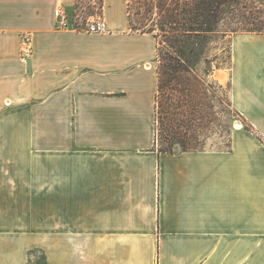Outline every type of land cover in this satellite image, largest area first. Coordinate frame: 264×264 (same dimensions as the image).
<instances>
[{
    "label": "crops",
    "instance_id": "0c3cea01",
    "mask_svg": "<svg viewBox=\"0 0 264 264\" xmlns=\"http://www.w3.org/2000/svg\"><path fill=\"white\" fill-rule=\"evenodd\" d=\"M83 1L0 0V264H264V32L230 37L253 128L170 152L155 33L130 0H102L104 31L62 25Z\"/></svg>",
    "mask_w": 264,
    "mask_h": 264
},
{
    "label": "rangeland",
    "instance_id": "374dc122",
    "mask_svg": "<svg viewBox=\"0 0 264 264\" xmlns=\"http://www.w3.org/2000/svg\"><path fill=\"white\" fill-rule=\"evenodd\" d=\"M248 3L252 6H261L264 10V0H248ZM146 5L147 2L133 4L135 21L142 19V14L145 16L143 12ZM102 11V0H86L67 10V13L68 17L78 21ZM237 12L226 13L225 19L220 22L219 32L202 38L197 54H193L190 59V72L183 75L181 84L175 81L173 87L158 90L156 120L159 148H168L176 152L185 148L226 146L229 143L230 132L235 129L236 121L241 122L245 129L253 128L252 124L245 121L233 107L230 97V37L233 32L245 31L242 28L244 18ZM159 17L155 11L153 18ZM261 19L264 22V13L262 18L256 20L258 22ZM155 31L160 33L159 48L160 38L165 37L162 36L161 30ZM160 58L158 71L161 65ZM222 70L226 75L217 76ZM162 77L166 79L167 75L163 73ZM160 78L159 72V81ZM39 256V260L43 261V255L39 253Z\"/></svg>",
    "mask_w": 264,
    "mask_h": 264
},
{
    "label": "trees",
    "instance_id": "16d2710c",
    "mask_svg": "<svg viewBox=\"0 0 264 264\" xmlns=\"http://www.w3.org/2000/svg\"><path fill=\"white\" fill-rule=\"evenodd\" d=\"M147 2L143 18L135 21L132 7L134 3ZM256 8V9H255ZM255 10V11H254ZM155 11L161 17L155 19ZM238 11L243 19L242 28L245 31L263 32L262 18L264 10L261 6H252L248 0H130L129 16L132 30L153 31L159 40V57L161 73L158 90L164 87H173L184 74L190 72V59L197 54L202 38L219 32L220 22L228 12ZM257 19V20H256ZM164 50V52H162ZM166 56L163 58L162 56ZM166 74L164 79L162 74ZM169 76V77H168ZM158 98V95H157ZM157 114V109H156ZM157 117V115H156ZM161 149V148H160ZM174 152L171 149H161ZM184 150H192L185 148Z\"/></svg>",
    "mask_w": 264,
    "mask_h": 264
},
{
    "label": "built area",
    "instance_id": "2783aa9c",
    "mask_svg": "<svg viewBox=\"0 0 264 264\" xmlns=\"http://www.w3.org/2000/svg\"><path fill=\"white\" fill-rule=\"evenodd\" d=\"M79 5V4H78ZM55 15L58 16L61 20V24L66 26L68 24H75L79 26L81 24V20L74 21L71 17H68V13L64 11L62 8H58L55 10ZM94 16V17H93ZM93 17V18H91ZM91 17L85 18V27L89 31H104L106 29V22L103 17V13H99L97 15H91ZM31 36L24 35L22 40L23 45V57H27L31 53Z\"/></svg>",
    "mask_w": 264,
    "mask_h": 264
},
{
    "label": "bare ground",
    "instance_id": "6f19581e",
    "mask_svg": "<svg viewBox=\"0 0 264 264\" xmlns=\"http://www.w3.org/2000/svg\"><path fill=\"white\" fill-rule=\"evenodd\" d=\"M219 74H220V75H219ZM225 75H226V72H225L224 70H222L221 72L218 73L217 76L224 77ZM234 127H235V128H241V127H242L241 122L236 121Z\"/></svg>",
    "mask_w": 264,
    "mask_h": 264
}]
</instances>
